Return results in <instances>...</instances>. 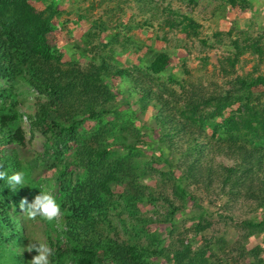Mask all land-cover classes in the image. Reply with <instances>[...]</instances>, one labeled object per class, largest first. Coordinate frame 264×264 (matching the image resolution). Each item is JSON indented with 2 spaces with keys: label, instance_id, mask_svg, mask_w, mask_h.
<instances>
[{
  "label": "rangeland",
  "instance_id": "rangeland-1",
  "mask_svg": "<svg viewBox=\"0 0 264 264\" xmlns=\"http://www.w3.org/2000/svg\"><path fill=\"white\" fill-rule=\"evenodd\" d=\"M29 2L48 21L53 63L94 72L105 62L128 74L111 78L98 71L105 96L99 101L103 109L91 118L81 116V96L70 100L64 93L63 98L52 99L39 88L33 58L17 61L15 76L0 77V173H5L0 179L4 180L0 205L5 211H0L4 222L0 264H31L37 253L30 246L36 242L51 249L52 264V244L59 241L65 255L62 264H75L69 239L64 237L76 200L64 196L62 184L73 188L88 176L85 182L90 180L92 186L99 178L93 167L98 161L103 165L100 169H117L120 177L97 202L85 204L93 206L83 218L103 239L155 253L149 258L151 264H264V182L248 175L238 190H230L218 178L207 189L191 185L187 197H180L177 177L182 172L173 176L167 160L174 166L184 163L185 155L179 152L174 157L170 151H181L187 146L185 140L178 138L175 149L162 146L160 115L152 107L143 112L135 103L146 86L166 100H180L177 112L181 113L187 95L203 93L206 101L200 113L209 119L208 140L227 142L232 132L239 133L238 141L264 153V115L249 123L251 117L242 113L239 104L218 110L219 101L235 95L240 80L264 77V0ZM161 53L168 55L169 64L157 74L151 63ZM253 95L264 100V89H254ZM46 110L48 123L69 125L67 120L72 122L76 115L79 128L66 136L58 127L42 124ZM233 117L235 124L230 121ZM125 135L139 148L132 154L123 147ZM121 159L137 163L138 169L116 165ZM219 165L241 168L240 161L215 156L214 168ZM259 166L253 160L248 168L258 174ZM16 172L24 173L25 184L12 189L7 177ZM81 189L83 196L90 192L85 184ZM40 190H50L61 207V215L51 222L33 219L19 209L21 199L31 201ZM188 249V257L172 259ZM97 264L117 263L100 259Z\"/></svg>",
  "mask_w": 264,
  "mask_h": 264
},
{
  "label": "trees",
  "instance_id": "trees-1",
  "mask_svg": "<svg viewBox=\"0 0 264 264\" xmlns=\"http://www.w3.org/2000/svg\"><path fill=\"white\" fill-rule=\"evenodd\" d=\"M49 32L50 27L47 19L42 13L34 9L29 0H0V77L15 76L18 73L17 61L18 63H23L33 58L35 59L32 63L33 75L37 81H40L39 88H43L49 97L61 99L64 93H67L65 98L73 99L79 95L82 103L81 116H84V118L98 116L97 110L99 108L103 109V104H100L99 101L101 97L105 96L103 88L100 86L102 75L101 77L97 75L100 74L98 71L100 70L101 74L106 73L111 78H123L128 73L125 70L113 68L105 62H101L98 66V71L94 72L78 68H63L61 65L53 63L55 56L52 52V45L49 42ZM20 57H25L26 60H21ZM168 64V55L161 53L151 63V69L155 73L160 74L166 70ZM257 88L264 89L263 76L256 79L246 78L240 80L234 86L235 95L230 94L225 100L219 101L222 106L218 110L221 112L239 104L242 113H248L251 117L249 123H253L256 117L264 115V100L253 95L254 89ZM76 90L79 92L76 93ZM137 93L139 94L140 92L137 90ZM203 95V93L187 95L185 97V110H181V113L177 112V105L181 103L180 100H166L162 94H157L146 86H142L141 95L139 94L138 100L135 101L143 112H147L152 107L154 112L160 115L158 119L162 129V146L172 149L176 146L178 138L185 140L184 143L187 146L181 151H170L174 157L179 152L185 155L184 163L179 164L180 162H178V166H174L167 160L173 176L177 171L182 172L180 177H177L176 193L180 197L186 198L191 185H198L207 189L214 185L218 178L222 179L224 186L230 190H238L243 181L247 180L248 175L255 176L257 178L254 179L264 182V179L260 180L258 176L264 177V166H262L264 153H256L253 149H249L241 141H238L239 133L234 134L232 132V136L227 142L208 140L205 129L209 119L200 113L201 106L206 101ZM108 98L110 97L108 96ZM66 103L70 108L73 107L68 101ZM131 108L132 112H135L136 109L132 106ZM73 109L79 112L78 108L74 107ZM240 109L239 112L241 113ZM49 116V110L43 112L42 124L48 123ZM63 117L64 119L66 118L65 114H63ZM230 121L235 124V117ZM230 121L229 123L232 124ZM68 123L69 125H63L57 122H49L47 125L58 127L61 129L60 132L67 136L74 134L80 125L76 115L73 117L72 122L67 120ZM235 128L232 131H235ZM18 139L23 141V136L19 134ZM129 139H132V137L125 135L123 140L125 146H122L128 149V153L132 154L139 148L137 144H134ZM205 139L207 142H201V140ZM98 155L100 159L103 158L102 153H98ZM215 156H224L236 162L240 161V166L241 168L243 167V170H240V167L228 169L220 165L214 168ZM253 160L260 164V172L258 174L255 173L253 168H248ZM115 164L138 169L137 163H132L125 159L116 160ZM93 167L96 169V174L99 178L92 186H89L90 180L85 182L88 176L82 180L83 182L73 188L65 186V183L62 184L64 196L68 195L76 200L73 201L70 207L67 223L69 230L65 232L64 237L69 239L72 252L74 253L75 264H97L100 259H112L117 264H151L149 258L157 256L155 253L147 252L135 244H122L112 239L105 240L96 232L93 225L83 218V214L87 211L89 212L90 207L93 206L85 204L92 200L97 202L103 192L111 190V183L119 182L120 180L117 175V169L110 172L100 169L103 168L101 161L94 162ZM184 182H186V186L183 185ZM0 183L4 184V180H1ZM83 184L87 185L90 190L85 196L82 195L81 188ZM192 197L194 198L195 196ZM1 210L5 213L2 205H0ZM8 223L11 229H15L10 222ZM3 225L4 222L0 221V242L4 238ZM258 225L256 227L262 226ZM61 245L62 241H59L56 245L52 244L55 248L52 264H62L65 255L60 248ZM189 253L190 249L184 252L180 251L172 256V259L180 260L181 257L184 259L188 257ZM167 258L171 260L170 255Z\"/></svg>",
  "mask_w": 264,
  "mask_h": 264
},
{
  "label": "clouds",
  "instance_id": "clouds-1",
  "mask_svg": "<svg viewBox=\"0 0 264 264\" xmlns=\"http://www.w3.org/2000/svg\"><path fill=\"white\" fill-rule=\"evenodd\" d=\"M4 176L5 173H0V179H3ZM7 179L12 189H15L16 186H23L25 184L23 172L13 173L8 176ZM19 209L22 212H26L29 217L33 219L39 217L49 222L61 215V207L57 202V198L50 190H40L31 201L27 198L21 199L19 202ZM30 247L31 251L35 250L37 253L32 257L31 264H50L49 256L52 253L48 246L36 242L32 243Z\"/></svg>",
  "mask_w": 264,
  "mask_h": 264
}]
</instances>
